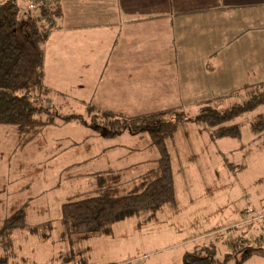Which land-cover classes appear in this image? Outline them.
I'll list each match as a JSON object with an SVG mask.
<instances>
[{
	"label": "crops",
	"instance_id": "obj_1",
	"mask_svg": "<svg viewBox=\"0 0 264 264\" xmlns=\"http://www.w3.org/2000/svg\"><path fill=\"white\" fill-rule=\"evenodd\" d=\"M58 1L62 14L44 44L43 84L52 100L70 99L133 116L197 105L243 84L264 81V0ZM18 2L25 7L29 1ZM178 130L176 133L183 135ZM185 134L180 143L173 141V150L167 144L168 137L165 140L174 184L172 203L154 211L150 221V212L140 211L114 222L109 232L112 235L97 238L102 241L99 255L104 254L105 238H120L125 242L118 247L136 249L130 236L140 221L142 225L164 227V237L182 235L189 222L192 227L197 224L195 218L203 212L217 223L202 232L190 229L185 238L164 246L166 250L228 228L213 218V205L217 204L214 192L201 199L192 191L196 178L202 191L207 189L200 171L208 169V156L215 163L216 149L212 158L205 156L199 141L204 133L189 129ZM103 136H107L105 132ZM117 146L107 145L81 161L114 152ZM145 161L137 160L123 171ZM121 167L125 166L107 169ZM221 205L216 209L222 210ZM156 217L163 220L153 221ZM94 241L90 242L92 255L98 256Z\"/></svg>",
	"mask_w": 264,
	"mask_h": 264
},
{
	"label": "rangeland",
	"instance_id": "obj_2",
	"mask_svg": "<svg viewBox=\"0 0 264 264\" xmlns=\"http://www.w3.org/2000/svg\"><path fill=\"white\" fill-rule=\"evenodd\" d=\"M199 104L174 107L193 116ZM43 105L51 107V111L58 114L57 123L45 126L21 148L16 147L19 135L17 129L0 124V229L3 218L22 203H25L28 224L8 231L0 230V255L8 258L7 264H181L183 254L199 246L213 244L218 259L241 246L264 247V128H253L254 123L264 120V103L231 121L239 127L240 135L237 137L214 138L207 128L184 121L176 127L178 132L183 131V135L174 131L167 138V144L173 150V145L181 137L186 139L187 130L196 129L204 133L199 136V141L204 147L205 156L210 154L212 158V151L216 149L215 163L208 156V169L200 171L201 180H206L207 189L203 192L196 178L192 191L196 196L199 194L201 199L214 192L217 204L213 205V218L217 217L218 223H224L222 225L226 224L228 228L166 250L164 246L185 238L190 229L202 232L218 226L217 223L204 212L197 214V210V224L194 222L192 227L189 222L190 227L182 235L164 237V227L142 225L140 221L130 236L136 249H123L121 245L118 247V244L125 242L120 238L112 241L105 238L103 256L100 250L102 241L97 238L112 234H93L89 237L80 233L62 234L64 226L60 220L61 204L77 191L92 189L94 173L111 166H125L120 168L122 184L119 192L126 193L132 185L130 179L138 176L140 170L144 172L155 166L158 152L145 133L146 136L126 130L114 136H103L105 128L98 122V118H93L96 112L88 110L87 105L91 104L81 105L61 98L52 100L48 96ZM75 114L81 117L74 118ZM112 144H118L116 151L92 157L88 162L81 161ZM137 160L146 161L131 170L123 171L124 168L133 167ZM128 164L132 165L126 166ZM219 203L222 204V210L216 209ZM163 205L155 208V211L164 209ZM157 220L163 219L156 217L153 221ZM51 222L50 227H43ZM132 226L129 225V228L133 229ZM91 241H94L98 256L92 255ZM244 264H264V257L252 255Z\"/></svg>",
	"mask_w": 264,
	"mask_h": 264
},
{
	"label": "trees",
	"instance_id": "obj_3",
	"mask_svg": "<svg viewBox=\"0 0 264 264\" xmlns=\"http://www.w3.org/2000/svg\"><path fill=\"white\" fill-rule=\"evenodd\" d=\"M61 14L58 0L32 10L21 8L18 0H0V124L17 129V148L29 143L45 126L56 124L59 118L51 107L43 105L49 96L43 84V69L44 44ZM262 103L264 81L245 84L225 97L202 102L193 116L179 107L125 116L87 105L89 111L96 112L93 118H98L107 136L126 130L133 134L145 133L158 156L153 168L130 179L132 185L126 193L119 192L120 169L95 172L92 189L78 191L61 204L63 234L80 233L85 237L106 234L114 222L140 211L150 212L147 219L151 218L155 208L174 200L172 168L165 140L178 124L194 122L207 128L214 138L237 137L239 127L231 121ZM80 117L74 115V118ZM253 128H264V120L254 123ZM26 224L25 203H22L3 218L0 230L8 231ZM252 255L264 257V247L241 246L218 259L214 245L210 244L185 252L181 264H244ZM7 261L6 256L0 255V264H7Z\"/></svg>",
	"mask_w": 264,
	"mask_h": 264
},
{
	"label": "built area",
	"instance_id": "obj_4",
	"mask_svg": "<svg viewBox=\"0 0 264 264\" xmlns=\"http://www.w3.org/2000/svg\"><path fill=\"white\" fill-rule=\"evenodd\" d=\"M47 4H48L47 0H34V1L32 0V2H29V3L26 4L24 9L25 10H32V9L38 7V6L46 7Z\"/></svg>",
	"mask_w": 264,
	"mask_h": 264
}]
</instances>
